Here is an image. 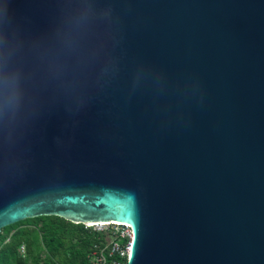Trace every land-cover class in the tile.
Instances as JSON below:
<instances>
[{
  "label": "water",
  "instance_id": "obj_1",
  "mask_svg": "<svg viewBox=\"0 0 264 264\" xmlns=\"http://www.w3.org/2000/svg\"><path fill=\"white\" fill-rule=\"evenodd\" d=\"M64 0H9L25 42ZM106 76L37 77L0 121V231L121 222L126 264H264V0H97Z\"/></svg>",
  "mask_w": 264,
  "mask_h": 264
},
{
  "label": "clouds",
  "instance_id": "obj_2",
  "mask_svg": "<svg viewBox=\"0 0 264 264\" xmlns=\"http://www.w3.org/2000/svg\"><path fill=\"white\" fill-rule=\"evenodd\" d=\"M62 18L51 35L25 42L9 11L0 0V121L9 123L21 112L29 85L43 78L74 92L91 73L103 77L114 71L105 63L110 12L97 0H64Z\"/></svg>",
  "mask_w": 264,
  "mask_h": 264
},
{
  "label": "trees",
  "instance_id": "obj_3",
  "mask_svg": "<svg viewBox=\"0 0 264 264\" xmlns=\"http://www.w3.org/2000/svg\"><path fill=\"white\" fill-rule=\"evenodd\" d=\"M38 219L39 226L26 221ZM95 233L55 215L20 220L0 231V264H92L87 251ZM25 246L24 254L19 246Z\"/></svg>",
  "mask_w": 264,
  "mask_h": 264
},
{
  "label": "built area",
  "instance_id": "obj_4",
  "mask_svg": "<svg viewBox=\"0 0 264 264\" xmlns=\"http://www.w3.org/2000/svg\"><path fill=\"white\" fill-rule=\"evenodd\" d=\"M95 233V239L87 251L92 264H126L129 257L133 232L129 224L105 222L84 225ZM25 246H19V253L24 254Z\"/></svg>",
  "mask_w": 264,
  "mask_h": 264
},
{
  "label": "rangeland",
  "instance_id": "obj_5",
  "mask_svg": "<svg viewBox=\"0 0 264 264\" xmlns=\"http://www.w3.org/2000/svg\"><path fill=\"white\" fill-rule=\"evenodd\" d=\"M40 223H41V221L38 219H29L26 221V225H28V226H39Z\"/></svg>",
  "mask_w": 264,
  "mask_h": 264
},
{
  "label": "bare ground",
  "instance_id": "obj_6",
  "mask_svg": "<svg viewBox=\"0 0 264 264\" xmlns=\"http://www.w3.org/2000/svg\"><path fill=\"white\" fill-rule=\"evenodd\" d=\"M112 222H116V221H112Z\"/></svg>",
  "mask_w": 264,
  "mask_h": 264
}]
</instances>
